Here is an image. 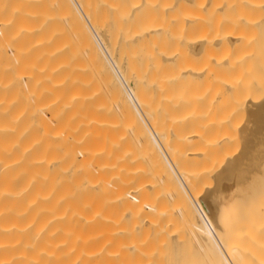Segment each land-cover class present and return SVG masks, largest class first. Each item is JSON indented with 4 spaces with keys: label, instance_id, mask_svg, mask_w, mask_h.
I'll return each mask as SVG.
<instances>
[{
    "label": "bare ground",
    "instance_id": "obj_1",
    "mask_svg": "<svg viewBox=\"0 0 264 264\" xmlns=\"http://www.w3.org/2000/svg\"><path fill=\"white\" fill-rule=\"evenodd\" d=\"M0 264H264V0H0Z\"/></svg>",
    "mask_w": 264,
    "mask_h": 264
},
{
    "label": "rangeland",
    "instance_id": "obj_2",
    "mask_svg": "<svg viewBox=\"0 0 264 264\" xmlns=\"http://www.w3.org/2000/svg\"><path fill=\"white\" fill-rule=\"evenodd\" d=\"M247 32H248V34H249V33L251 32V30H250V32H249V31H247ZM252 32H254V31H252ZM252 32H251V33H252ZM114 48L118 49V44H117V43L114 45ZM115 51L117 52V50H115ZM122 53H124L123 56L125 57V56H126V55H125L126 52H122ZM200 53L203 54V55H201ZM205 54H206V56H205ZM207 55H208L207 53L199 52V53L196 55L198 59L196 58V56H195V58H194V60H195L196 62H194V60L192 59L193 62L191 61V62H190L189 64H187V65H191V63H192V64H193V63H194V64H196V63L199 64L200 62H201V63H202V62L204 63V61H206V57H207ZM199 56H200V57L202 56V58H203V59L205 58V60H203V59L200 60V57H199ZM223 96H225V94H222V97H220V99H219V103H221L220 105H221L222 108H225V107L227 106V104H228V103H226V102H228V101H227V99L225 100V97H226V96H225V97H223ZM222 99H223V100H222ZM222 102H224V103H222ZM223 105H224V107H223ZM250 105H251V104H249L248 108H250ZM248 108H247V109H248ZM247 109L243 112V114H242V113H241V114L238 113L237 115H235V117L238 119V121H240V124H242V125H243V124L245 125V121H244V120H246V122H247V119H245V118H246L245 116L247 115V113H246ZM209 113H210L209 115H211V116L213 115L212 112H209ZM244 113H245V115H244ZM244 117H245V118H244ZM64 120H65V121H64ZM64 120L62 119V122H64V123H67V122H68L66 119H64ZM66 121H67V122H66ZM70 122H71V121H70ZM246 124H247V123H246ZM248 124H250V123H248ZM235 132H237V130H236ZM235 132H234V133H235ZM235 134H236V133H235ZM235 134H234V135H235ZM243 134L246 135V131H245V133H243ZM233 137H234V139H236V138H237V135H236V136H233ZM242 137H243V135H242ZM240 138H241V136H240ZM240 138L238 137V138L236 139V141H238V142H236V143L234 142V148H235L234 150H236V151H234L233 154H235V152H237V151L239 150L238 148H240V145H241L242 141L244 140V137L241 138V140L243 139L242 141L239 140ZM241 146H242V145H241ZM237 147H238V148H237ZM237 149H238V150H237ZM232 156H233V155H232ZM225 162H226V160H225V161L223 160L221 164H224ZM221 164H219L220 166L218 165L217 167L220 168V167H221ZM212 181H213V179L211 178L210 180H207V181L203 182V185H205L206 187L208 186L207 188H210V187H212V186L214 185V184H213L214 181H213V182H212ZM205 183H206V184H205Z\"/></svg>",
    "mask_w": 264,
    "mask_h": 264
}]
</instances>
